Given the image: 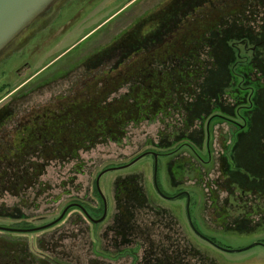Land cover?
Listing matches in <instances>:
<instances>
[{"label":"rangeland","instance_id":"374dc122","mask_svg":"<svg viewBox=\"0 0 264 264\" xmlns=\"http://www.w3.org/2000/svg\"><path fill=\"white\" fill-rule=\"evenodd\" d=\"M232 3L244 7L222 12L215 24L213 8L226 12ZM47 17V26L18 52L0 56V173H8L0 174V226L42 227L72 204L100 217L99 174L155 151L163 154L162 191H188L196 229L231 251L192 228L185 197L159 194L150 154L103 175L104 221L92 223L72 206L47 228L0 230V252L32 264H264V0H60ZM176 37L183 64L191 62L179 82L182 103L129 123L121 142L100 140L77 158L42 156L48 141L23 144L41 114L96 95L103 79L110 78L106 102L128 96L137 83L130 73ZM153 55L156 68L170 61ZM239 92L243 103L234 97ZM249 103L241 129L237 110ZM24 166L32 179L20 184L15 172Z\"/></svg>","mask_w":264,"mask_h":264},{"label":"trees","instance_id":"16d2710c","mask_svg":"<svg viewBox=\"0 0 264 264\" xmlns=\"http://www.w3.org/2000/svg\"><path fill=\"white\" fill-rule=\"evenodd\" d=\"M177 40L176 37L171 42H165L154 52V54L163 53L167 55L166 49H169L170 61L166 58L163 59L164 68L159 69L155 65L147 67L145 63L130 73L132 78H137V83L131 87L128 96L106 102L105 96L108 95L106 93L109 90L104 91V89L109 86L107 83L96 95L92 92V95L87 97L68 99L65 104L59 105V111L41 114L37 119V122L41 123L37 126L38 129L34 135H25L23 144L30 146L39 142L46 146L40 140L48 141V147L44 148L42 156L48 159L53 157L77 158L81 149H89L100 140L105 142L107 139H111L121 142L126 133L125 128L129 123H138L161 113H167L170 107L182 103L183 95L180 93L182 85L179 82L185 80L182 77V72L183 69H191V62L183 64L181 56L178 54L177 44L179 40ZM242 82L239 84L241 85ZM176 94L178 97H175ZM234 97L237 98L238 103H243L245 95L244 92H239ZM252 107L253 103H249L248 106L240 107V110L238 108L237 114L242 118L243 123L236 121L234 123L241 129L246 128L247 124V119L242 111ZM50 141H53L55 145L50 147ZM24 154L28 155L29 153ZM15 157V160L18 159L23 164L24 160L22 161L21 157L18 155ZM7 159L11 160L10 158ZM34 165L35 170L38 166L40 169L37 172H41L43 166L40 163H33L32 166L34 167ZM29 168L24 166L21 172L19 170L15 172L19 175L20 184L22 183L21 180L31 181ZM5 172L0 174L8 177V173ZM15 173L10 172V176L14 177Z\"/></svg>","mask_w":264,"mask_h":264},{"label":"water","instance_id":"95a60500","mask_svg":"<svg viewBox=\"0 0 264 264\" xmlns=\"http://www.w3.org/2000/svg\"><path fill=\"white\" fill-rule=\"evenodd\" d=\"M58 1L60 0H0V56L3 55L6 52V50L9 48V46L17 38H19L28 28H30L37 20L46 16ZM150 154L155 157L154 184H155L156 189L161 195L169 199H174L176 197L178 198L183 194H187L188 196V215L190 218V223L193 229L198 234L202 235L196 229L191 219V214H190L191 195L190 193L182 192L176 195L175 197H169L166 194H164V192L162 191L159 185V181H158L159 153L155 151H147L141 154L140 156H138L136 159H134L128 164H125L122 166L110 167L102 171L97 178V187H98L100 194L106 200L104 193L101 189V184H100L101 179L105 173L111 170H118V169H124V168L130 167L133 164H135L138 160L142 159L144 156H147ZM72 206H79L83 208V210L87 213V215L91 219H93L84 206H82L81 204H72V205H69L64 210V212L58 219L42 227L26 229V228H13V227L0 226V230L12 231V232H27V231H33V230H41V229L50 227L58 223L59 221H61ZM106 215H107V207H106L105 215L100 220H94V219L93 220L96 223L101 222L105 219ZM257 244H261V243H257Z\"/></svg>","mask_w":264,"mask_h":264},{"label":"flooded vegetation","instance_id":"af4514ba","mask_svg":"<svg viewBox=\"0 0 264 264\" xmlns=\"http://www.w3.org/2000/svg\"><path fill=\"white\" fill-rule=\"evenodd\" d=\"M225 5V4H224ZM220 6V5H219ZM241 7H244V4H241V3H238V4H236V3H232V4H230L226 9H224V10H226V12L225 11H222V6L220 7V8H218V7H214L213 8V10H214V12H213V22L216 24L217 23V21L219 20V18H220V15L221 14H223L222 12H224V13H226V14H230L231 12L230 11H232V9L233 8H237V9H239V8H241ZM243 10V9H242ZM48 15V14H47ZM47 15L46 16H44V17H42V18H40L39 20H37L30 28H28L19 38H17L10 46H9V48L6 50V52H5V54L6 55H10V54H15L16 52H18L17 51V48L19 49V47L21 46V45H23V43H24V41H26V40H30L31 38H34L35 36H37L38 34L37 33H39L40 31H42L43 29H44V27L45 26H47V24L51 21L50 20V18H48L47 17ZM53 20H55V19H53ZM54 22V21H53ZM154 52L155 51H151V52H149V56L147 55V57H146V66L148 67V66H152L153 64H152V57H153V54H154ZM168 53H169V49H166V56H168ZM148 54V53H147ZM178 54H180V51H178ZM138 67H141V66H138ZM104 83H103V85H102V88L105 86V84H110V78L108 77V78H106V79H103L102 80ZM92 86H93V84H92ZM29 117H25L24 118V121H25V123L26 124H28V122H29V119H28ZM25 125V124H24ZM163 154H160L159 153V157L160 156H162ZM202 160H203V158L202 157H200ZM204 161V160H203ZM96 186H97V181H96ZM98 192H99V190H98ZM182 192H188V191H186V190H182V191H180V193H182ZM179 193V194H180ZM99 194H100V192H99ZM160 194V193H159ZM164 194H166V193H164ZM167 195V194H166ZM191 195V194H190ZM100 196H101V198H102V200H103V202H104V204H103V214L100 216V217H94L91 213H90V211L88 210V208L85 206V205H83V204H81L82 206H84L85 208H86V210L88 211V213L90 214V216L94 219V220H100L104 215H105V213H106V207H107V215H108V205H107V201L104 199V197L100 194ZM105 196V195H104ZM167 196H169V197H175V195H167ZM162 197H164L163 195H162ZM180 197H185L186 199H187V201H188V196H187V194H183V195H181ZM106 198V197H105ZM164 198H166V197H164ZM166 199H169V198H166ZM191 202H192V197H191ZM191 204V203H190ZM80 209H81V211L83 212V214L89 219V221L90 222H92V223H96L93 219H91L88 215H87V213L83 210V208H81L80 207ZM107 215H106V217H105V219L107 218ZM104 219V220H105ZM103 220V221H104ZM102 222V221H101ZM98 223H100V222H98ZM193 228V227H192ZM200 237H202L203 239H205L206 241H208V242H210L213 246H215V247H217V248H219V249H221V250H225V251H228L226 248H224L222 245H220V244H218L216 241H214L213 239H211L210 237H208V236H206V235H200V234H198ZM0 264H32V262H31V260L30 259H26V257L24 256V257H20V254H16V253H10V251H3V252H0Z\"/></svg>","mask_w":264,"mask_h":264}]
</instances>
